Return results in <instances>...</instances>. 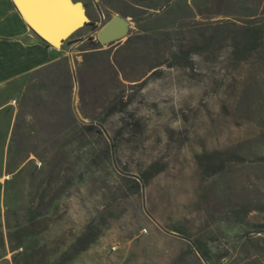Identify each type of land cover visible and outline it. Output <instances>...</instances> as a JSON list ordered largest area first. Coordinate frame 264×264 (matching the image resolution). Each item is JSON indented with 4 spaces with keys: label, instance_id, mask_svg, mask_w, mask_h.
<instances>
[{
    "label": "rangeland",
    "instance_id": "374dc122",
    "mask_svg": "<svg viewBox=\"0 0 264 264\" xmlns=\"http://www.w3.org/2000/svg\"><path fill=\"white\" fill-rule=\"evenodd\" d=\"M65 2L81 19L58 58L0 90V264H264V40L239 62L231 45L264 0ZM116 14L127 35L100 44ZM197 153L246 161L205 176Z\"/></svg>",
    "mask_w": 264,
    "mask_h": 264
},
{
    "label": "trees",
    "instance_id": "16d2710c",
    "mask_svg": "<svg viewBox=\"0 0 264 264\" xmlns=\"http://www.w3.org/2000/svg\"><path fill=\"white\" fill-rule=\"evenodd\" d=\"M232 56L236 61H243L247 59L249 54L256 49H258L263 40H264V27L251 25V26H242L239 30V33L232 36ZM202 48V45L199 42H195L189 46L180 45L178 47V61L179 64L185 67L193 66L192 55L196 53L199 49ZM174 64L171 62H166L165 67H172ZM162 69H155L150 74H161ZM128 105V101L124 100L123 97H119L114 103H112L104 113V117H108L114 113L124 111ZM136 123V122H135ZM138 123V122H137ZM88 129H93L92 125L87 126ZM195 160L197 164L202 168V173L205 176H210L215 173H218L226 168L228 163L232 162H244L246 159L237 154V153H228L220 157L216 153H197L195 154ZM164 168V165L159 162H152L148 167L140 173V179L145 184L148 183L155 175L161 172ZM264 231V230H260ZM259 231V232H260ZM96 234H93L89 231H86L81 236L75 239L72 249L68 252L62 254L60 261L65 263L77 255L79 252L83 251L88 244H90ZM200 241L195 240L194 246L197 251L205 256L204 250L200 247Z\"/></svg>",
    "mask_w": 264,
    "mask_h": 264
},
{
    "label": "crops",
    "instance_id": "0c3cea01",
    "mask_svg": "<svg viewBox=\"0 0 264 264\" xmlns=\"http://www.w3.org/2000/svg\"><path fill=\"white\" fill-rule=\"evenodd\" d=\"M65 1L73 7L71 0H63L66 4ZM70 34H65L68 35L66 38ZM57 55L53 44L29 28L17 9L16 0H0V90L13 80L56 60Z\"/></svg>",
    "mask_w": 264,
    "mask_h": 264
},
{
    "label": "bare ground",
    "instance_id": "6f19581e",
    "mask_svg": "<svg viewBox=\"0 0 264 264\" xmlns=\"http://www.w3.org/2000/svg\"><path fill=\"white\" fill-rule=\"evenodd\" d=\"M16 1L19 9L21 10V15L26 20L27 24L29 23L28 25H31L41 35H47L44 37L49 40L50 43L58 42L61 34H66L77 24V21L75 23L73 21H75L77 17H80L81 19V15L75 14V10L68 11L64 7L63 3H61L62 0H56V2L55 0H44L46 1V5L40 4L41 2H44L43 0L40 1L39 4L37 1L35 2L34 0ZM38 5H40L41 7L37 9ZM44 7H49L50 9L55 10L56 17L52 18L49 16V18L46 20L44 16L46 15V13H43L42 11ZM65 25H68V27L60 31L58 30L60 27ZM55 46L57 47L58 45Z\"/></svg>",
    "mask_w": 264,
    "mask_h": 264
},
{
    "label": "water",
    "instance_id": "95a60500",
    "mask_svg": "<svg viewBox=\"0 0 264 264\" xmlns=\"http://www.w3.org/2000/svg\"><path fill=\"white\" fill-rule=\"evenodd\" d=\"M44 1V0H43ZM17 2V1H16ZM46 1L44 2H41L40 4H45ZM39 4V3H38ZM46 5V4H45ZM52 5V4H51ZM16 6H17V9L18 11L21 13V10L19 9L17 3H16ZM72 6L74 7L75 5L72 4ZM41 6L38 5L37 6V9L40 8ZM43 13H46L45 16V19L47 20L50 17H56L55 16V10L53 9H50L49 7H44L42 9ZM26 14V13H25ZM80 17H77L75 19V21H73L74 23L76 21L79 20ZM29 24V23H28ZM84 24V23H83ZM70 25V24H69ZM30 29L34 30L41 38H43L44 40H46L47 42L50 43L49 40H47L44 36H47V35H41L40 33H38L31 25H28ZM66 27H68V25H65V26H62L60 27L58 30H63L65 29ZM129 27H130V22L125 19L124 17L120 16L119 14H116L114 16H112L108 21H106L103 26L99 29V31L97 32L96 34V38L98 40V42L100 44H110L116 40H120L122 39L123 37H125L129 31ZM56 30V31H58ZM74 30V28H73ZM73 30L70 32L72 33ZM55 31V32H56ZM69 33V34H70ZM66 36L68 35H65V34H61L60 37H59V43L62 44L63 43V40L66 38Z\"/></svg>",
    "mask_w": 264,
    "mask_h": 264
}]
</instances>
